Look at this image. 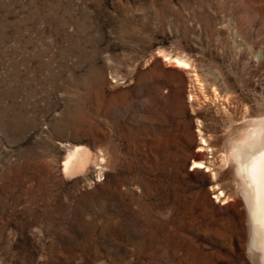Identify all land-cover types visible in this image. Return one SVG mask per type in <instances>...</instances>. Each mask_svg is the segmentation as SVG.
Instances as JSON below:
<instances>
[{
    "label": "rangeland",
    "instance_id": "rangeland-1",
    "mask_svg": "<svg viewBox=\"0 0 264 264\" xmlns=\"http://www.w3.org/2000/svg\"><path fill=\"white\" fill-rule=\"evenodd\" d=\"M245 131L264 0H0V264H264Z\"/></svg>",
    "mask_w": 264,
    "mask_h": 264
},
{
    "label": "bare ground",
    "instance_id": "bare-ground-1",
    "mask_svg": "<svg viewBox=\"0 0 264 264\" xmlns=\"http://www.w3.org/2000/svg\"><path fill=\"white\" fill-rule=\"evenodd\" d=\"M177 62L185 64V62H183L182 60H177ZM252 134L255 135L256 133ZM252 134H250V132L248 131H245L238 137V139H234L233 141L238 140L237 143L235 142L236 148L234 147L235 149L233 148L232 151L230 150L231 152L229 156L234 161L233 164L235 172L240 178V183H242V189L244 191V196L246 199V203L244 204V206L246 205L245 207H247L250 211L252 216L251 218L253 220L252 222L256 225L264 224V137L262 135L254 136ZM202 142L205 143L204 140ZM230 147L232 146L230 145ZM84 149L85 148L83 147V151ZM198 150H203L202 146H200ZM86 153L82 154L81 152L82 155H80L79 148L75 147L70 153H68V157L64 163V166L67 167L70 164L72 165L76 163L80 168V165H83L87 163L88 160H90L89 154L91 153ZM99 161L101 162L103 160L99 159ZM203 162V160L193 161L195 167L200 168L202 166L206 168V165L203 164ZM73 169H75V167ZM66 172H68V170H66ZM257 215H259V217H257Z\"/></svg>",
    "mask_w": 264,
    "mask_h": 264
},
{
    "label": "snow or ice",
    "instance_id": "snow-or-ice-1",
    "mask_svg": "<svg viewBox=\"0 0 264 264\" xmlns=\"http://www.w3.org/2000/svg\"><path fill=\"white\" fill-rule=\"evenodd\" d=\"M202 167V166H201Z\"/></svg>",
    "mask_w": 264,
    "mask_h": 264
}]
</instances>
